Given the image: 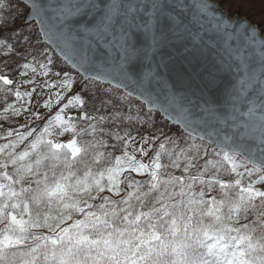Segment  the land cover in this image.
I'll list each match as a JSON object with an SVG mask.
<instances>
[{
    "label": "snow or ice",
    "instance_id": "1",
    "mask_svg": "<svg viewBox=\"0 0 264 264\" xmlns=\"http://www.w3.org/2000/svg\"><path fill=\"white\" fill-rule=\"evenodd\" d=\"M12 3L0 0V108L16 119L28 112L39 126L25 121L23 132L0 136L9 141L0 145V264H264V214L254 212L264 210V23L229 21L208 0H17L28 9L25 22L39 25L25 34L7 31L18 18L9 17ZM25 81L55 92L54 116L9 102L36 98L19 90ZM156 109L175 113L182 130L158 123ZM98 128H107L111 147L135 141L153 159L193 157L169 197L199 187L185 211L178 216L158 200L159 208L130 218L128 198L116 208L105 195L120 196L118 168L78 175L74 164L95 146L81 137ZM249 142L259 168L235 159ZM192 168L205 183L184 185ZM190 249H201L200 258L189 260Z\"/></svg>",
    "mask_w": 264,
    "mask_h": 264
},
{
    "label": "rangeland",
    "instance_id": "2",
    "mask_svg": "<svg viewBox=\"0 0 264 264\" xmlns=\"http://www.w3.org/2000/svg\"><path fill=\"white\" fill-rule=\"evenodd\" d=\"M218 3L223 11H225L230 18L234 16H238L240 18H246L250 21V23L254 25H261L264 22L261 18L264 17L262 14H258L254 16V13L251 12L250 8L252 6L251 3L247 1H239V0H213ZM13 11L9 13V17L17 16L18 18L15 20V23L11 25V28L7 31L17 30L21 33H34L38 30L36 23L33 21L31 23L25 24V16L28 13V9L24 7V4H18L17 0H13L12 3ZM259 9V8H258ZM23 13L24 15H21ZM259 19V20H258ZM49 54L54 55L61 66H66L71 68L65 61L60 59L55 53L51 51L49 47ZM3 62H0L2 64ZM39 72V70H38ZM29 75H31V70L29 69ZM75 75V73H73ZM32 80L35 81L37 85L40 84V81L37 80L36 76H32ZM53 80H48V83H53ZM24 88H20L21 93L27 89L30 92H34L35 99L29 96H23L21 101H16L14 98L9 102L14 104L16 108L23 107L24 109H30L32 112L39 115H47L49 111H52V115H55V111L53 108L56 104L55 100V92H53L52 96L48 95V88L44 87L43 90L34 91L33 85L29 84L27 81L24 82ZM80 87V81H77V88ZM91 89V85L87 86ZM75 90V89H74ZM83 91V89H82ZM51 100V104H49L48 108H43V105L48 103ZM0 102H2V98H0ZM134 107L139 106L142 107L145 111L147 109L145 106L133 98ZM69 118H73L75 116V112H68L66 114ZM155 116L158 123H165L169 127H171L172 131L175 132L177 129H180L177 125H171L167 120H165L158 112L155 111ZM27 121L29 126L35 129L39 126V122L35 121L33 116L29 115L28 112H22L19 119H16L11 112L5 113L2 108H0V136H5L7 132L13 131L14 129H19L21 132L24 131V122ZM78 125V131H83L88 128L86 123L82 121H74ZM167 130V129H166ZM107 132V128L97 129L94 135H85L82 136V141H93L95 146L89 151L82 155L78 161L74 164V170L78 175H83L85 171H91L93 175L99 177L101 174L107 175L108 170L110 168H118L119 172L117 175V180L119 181L118 189L120 192V196H111L109 193H105V195H109L113 201H116V208L126 207V205L121 204L119 201L121 198H128L129 201V210L138 211L133 212V216L140 214L141 212H149L155 208H159L160 204L157 203L158 200H163L164 203L170 206V210L176 213L178 216L180 213L185 211V205H187L189 199L193 198L192 193H198L200 191L199 187L193 188L191 191L185 187V192L187 195L180 197L175 196L172 199L169 197L179 191V180L177 179L183 174L184 167H187L192 163L193 157H189L187 155H180L177 153L176 156H164L163 158L157 157L155 159L152 158V153L145 151L144 153L140 152L139 147H137L135 141H128L126 144H122L120 142L116 143V147H111L113 141H111L107 135L104 133ZM70 135V134H68ZM55 139L59 140V137H55ZM12 140H15V133L12 137ZM5 140H0V145H2ZM197 143H202L205 148L209 151H212L209 145L205 142H201L197 140ZM109 145L108 147H104V145ZM147 148V146H145ZM183 151V149L181 150ZM214 153H219L220 151L213 150ZM119 156L121 161L120 164L116 163L115 157ZM235 159L237 163L247 164L249 168L252 165L248 164L246 161L241 159L239 156L235 155ZM180 165V170L177 171V165ZM136 172H145L148 175H136ZM153 176L155 179H153ZM102 184L107 186V180H102ZM192 184H203L205 183L204 177L201 176L195 168H192L188 174V177L184 180V185ZM95 191V189H94ZM132 193V196L129 197L128 194ZM84 197H82L83 199ZM93 204L100 203V200L91 201ZM139 205V209L137 208ZM250 206V205H249ZM258 209H261L257 206L254 209V212L257 213ZM204 211L203 208H200L196 213L197 216L202 214ZM153 215L158 219L159 213H153ZM118 223L120 221H114ZM195 222V221H194ZM163 223V221H161ZM50 234V233H49ZM193 256L189 255V260L192 259Z\"/></svg>",
    "mask_w": 264,
    "mask_h": 264
},
{
    "label": "water",
    "instance_id": "3",
    "mask_svg": "<svg viewBox=\"0 0 264 264\" xmlns=\"http://www.w3.org/2000/svg\"><path fill=\"white\" fill-rule=\"evenodd\" d=\"M26 2H27V0H25V3H26ZM188 2H189L190 4H193V3H194V0H188ZM208 2H209L210 4H212V5L215 6V14H216V15L224 14V16H225V17L227 18V20H229V21H233V22L243 21V22H245V23H246L247 25H249V26H257V25H254V24L250 23V21H249L248 19H246V18H240V17H238V16H234L233 18H230V17L228 16V14H227L225 11H223V10L221 9V7L219 6L218 3L214 2L213 0H208ZM194 11H195V9L193 8L192 10L189 11L188 15L191 16V15L193 14ZM28 20H30L31 22L34 21V22L36 23V25H37V28H39V25H38L37 21L35 20V18L29 16V17H28ZM31 22H30V23H31ZM204 23L206 24V26H207L208 28L211 27V23H210L208 20H205ZM25 24H28V23L25 22ZM237 27H238V24H237ZM137 42H138V44H140V43H142V40H141L140 38H138ZM46 43H47V42H46ZM234 43H235V42H233V44H234ZM49 47H50L51 49H55V52H54V53H55L60 59H62L63 61H65V62L71 67V64L68 63V62L65 60V57L60 53L59 49H56V48H55V45H50ZM133 98H135V97H133ZM135 99H137V98H135ZM137 100H138V99H137ZM138 101H140V102L145 106V108L148 110V104H147L146 102H144L143 100H138ZM156 112H158V113L160 114V116H162L165 120H167L171 125H177V126L181 129V125L177 124L176 121H175V119L173 118V117L175 116V113H171V114H167V115H166V114H165L164 112H162L160 109H156ZM181 130H182V129H181ZM203 142L207 143L212 151H213V150H215V151H220L219 148H215L213 145L209 144V143L207 142V140H205V141H203ZM254 147H255V146L252 145L251 142H249V145H248L247 149H245V150H241L240 153L235 154V155L239 156L241 159H243L244 161H246V162H247L248 164H250V165H252L253 163H256L257 168H259V166H260V165H259V157H260V153H259V151L256 150L254 156H252L251 158L249 157V154H248L249 150L254 149ZM227 150H228V149L225 148V151H227ZM232 154H233V153H230V155H232Z\"/></svg>",
    "mask_w": 264,
    "mask_h": 264
},
{
    "label": "trees",
    "instance_id": "4",
    "mask_svg": "<svg viewBox=\"0 0 264 264\" xmlns=\"http://www.w3.org/2000/svg\"><path fill=\"white\" fill-rule=\"evenodd\" d=\"M239 1H247V2L251 3L252 6H251L250 10H251L252 13H254V16H257L258 14H262L264 16V0H239ZM261 20L262 21H259V22H264V17H262ZM138 206L139 205H137V208L136 209H139ZM249 207H251V205ZM129 211H131L132 213L135 212V211H132V210H129ZM136 212H138V211H136ZM256 214H257V218H258V215L259 214H264V210L258 209V211H257ZM133 217H135V216H133ZM255 218L256 217H253V219H255ZM241 220L243 222V213L241 215ZM118 223H120V222H118ZM43 235H50V234L45 231V232H43ZM201 253H202V250L201 249H190L189 250V255L193 256L192 259H194V260L199 259L200 256H201Z\"/></svg>",
    "mask_w": 264,
    "mask_h": 264
}]
</instances>
